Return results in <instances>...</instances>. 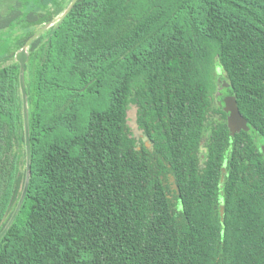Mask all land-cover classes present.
Listing matches in <instances>:
<instances>
[{
  "label": "trees",
  "instance_id": "trees-1",
  "mask_svg": "<svg viewBox=\"0 0 264 264\" xmlns=\"http://www.w3.org/2000/svg\"><path fill=\"white\" fill-rule=\"evenodd\" d=\"M72 2L0 0V264H264V0Z\"/></svg>",
  "mask_w": 264,
  "mask_h": 264
},
{
  "label": "water",
  "instance_id": "water-1",
  "mask_svg": "<svg viewBox=\"0 0 264 264\" xmlns=\"http://www.w3.org/2000/svg\"><path fill=\"white\" fill-rule=\"evenodd\" d=\"M77 2V0H73L70 7L67 9L65 13H67L73 5ZM64 16V15H63ZM62 16V17H63ZM61 17V18H62ZM49 26H45L38 30L25 44V46L17 52L15 58L16 61L20 64V86L22 91V97H23V116H24V128H25V144H26V155H27V173H26V180L24 189L21 195V198L19 200V203L3 232L0 234V241L4 238L12 224L15 222L22 205L24 203L25 197L28 192L29 184H30V178H31V145H30V128H29V110H28V96L25 86V67L26 64L29 61V48L32 45V43L38 39L47 29ZM224 111L228 113V124L230 127V130L232 134H235L236 132L240 130H249L247 127V120L244 118V116L241 114L237 101L235 97L228 96L224 100ZM147 146H150L149 143H147ZM260 151L264 154V145L260 147Z\"/></svg>",
  "mask_w": 264,
  "mask_h": 264
},
{
  "label": "rangeland",
  "instance_id": "rangeland-1",
  "mask_svg": "<svg viewBox=\"0 0 264 264\" xmlns=\"http://www.w3.org/2000/svg\"><path fill=\"white\" fill-rule=\"evenodd\" d=\"M136 113H137V107L135 105L134 106L132 105L129 112V126L132 129L135 138H141L143 133L141 132V130H139L136 124ZM247 127H248V122H247ZM142 138H144V136Z\"/></svg>",
  "mask_w": 264,
  "mask_h": 264
},
{
  "label": "flooded vegetation",
  "instance_id": "flooded-vegetation-1",
  "mask_svg": "<svg viewBox=\"0 0 264 264\" xmlns=\"http://www.w3.org/2000/svg\"><path fill=\"white\" fill-rule=\"evenodd\" d=\"M219 94H220V93H219ZM228 96H229V95H226V96H224V97L222 98V99H223V100H222L223 103L219 102V105H220V106L223 105V109H224V100H225V98L228 97Z\"/></svg>",
  "mask_w": 264,
  "mask_h": 264
}]
</instances>
